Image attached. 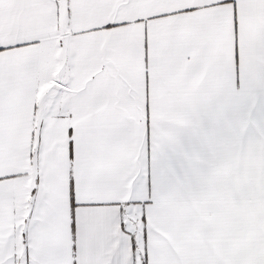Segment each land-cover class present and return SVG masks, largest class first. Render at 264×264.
<instances>
[{
    "label": "snow or ice",
    "instance_id": "6c2138e0",
    "mask_svg": "<svg viewBox=\"0 0 264 264\" xmlns=\"http://www.w3.org/2000/svg\"><path fill=\"white\" fill-rule=\"evenodd\" d=\"M0 264H264V0H0Z\"/></svg>",
    "mask_w": 264,
    "mask_h": 264
}]
</instances>
